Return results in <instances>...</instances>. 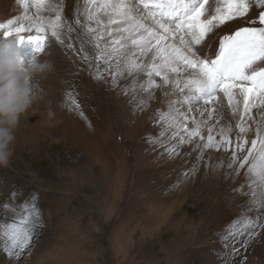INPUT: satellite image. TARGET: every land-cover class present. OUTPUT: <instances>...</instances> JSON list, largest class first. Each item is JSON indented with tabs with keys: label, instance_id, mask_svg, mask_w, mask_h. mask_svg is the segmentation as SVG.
I'll return each instance as SVG.
<instances>
[{
	"label": "rangeland",
	"instance_id": "obj_1",
	"mask_svg": "<svg viewBox=\"0 0 264 264\" xmlns=\"http://www.w3.org/2000/svg\"><path fill=\"white\" fill-rule=\"evenodd\" d=\"M53 2L61 6L65 25L71 24L74 31L68 39L65 27L63 44L49 37L39 54L31 44L16 42L23 59L51 61L54 71L34 76L35 102L15 131L9 166L0 167V224L16 218L4 209L6 203L19 210L35 194L42 226L18 259L3 251L0 236V264H224L222 253L232 247L239 249L232 264H264V229H257L259 236L252 241H247V234L229 239L232 247L227 249L221 242L243 200L232 196L230 188L245 180L244 170L234 183L220 174L218 161L226 171L231 153L209 150L201 161L198 150L185 144L178 155H170L167 149L178 138L170 139L174 129L153 115L175 98L163 95L169 89L146 91V75L129 74L126 61H121L123 75H116L114 84L115 62L109 66L95 61L81 27L87 23L85 0ZM218 2L209 0L206 15L215 13ZM260 11L264 9L253 5L247 17L215 28L196 46L197 54L214 57L220 39L241 27L256 26L251 21L258 23ZM22 12L18 0H0V23ZM100 19L107 23L108 17L101 14ZM145 23L151 25L150 20ZM69 43L73 48L67 47ZM85 54L91 63L82 59ZM150 59L151 54L138 62ZM97 73L103 78L95 79ZM153 79L161 83L160 78ZM69 93L79 110L72 107ZM221 98L224 118L210 124L215 130L231 126L235 140L239 117L231 115L222 94ZM261 116L264 107L253 109L247 120L250 130L242 135L249 141L255 138ZM194 166L185 178L183 174ZM245 242L247 248L242 246Z\"/></svg>",
	"mask_w": 264,
	"mask_h": 264
},
{
	"label": "snow or ice",
	"instance_id": "obj_2",
	"mask_svg": "<svg viewBox=\"0 0 264 264\" xmlns=\"http://www.w3.org/2000/svg\"><path fill=\"white\" fill-rule=\"evenodd\" d=\"M208 2L85 0L87 23L81 27L95 52V61L109 66L115 62L114 84L115 76L123 75L119 71L121 61H126L124 70L129 74L144 72L146 91L167 87L169 91L163 95L175 97L163 109L157 110L159 115L153 114L158 123L174 129L170 139L178 138L177 143L167 149L170 155H178L179 147L185 144L198 150V160L201 161L209 150L230 152L226 171L223 170L225 165L218 161L221 177L230 183H234L244 170L245 180L238 187L231 188V195L243 200L237 205V217L221 237L227 249L232 247L227 243L229 239L247 234V241H252L259 236L257 229H264V116L256 124L255 138L249 141L242 135L250 130L247 120L252 118V110L264 107V11L259 12L258 23L257 20L251 21L256 26L241 27L234 34L224 35L214 57H201L196 46L201 45L215 28L247 17L253 5L264 9V0H219L215 13L210 16L206 15ZM18 3L23 9L22 14L0 23V35L4 38H13L21 44L27 42L36 54L45 50L49 37L63 44L65 27L67 38L71 39L74 28L71 24L65 25L59 4L53 0H18ZM33 8L35 11L29 14ZM101 14L108 17L107 23L100 19ZM146 20H150L151 25L146 24ZM75 23L80 25V19ZM67 47L71 49L73 44L69 43ZM80 51H84L83 42ZM149 54L148 63L138 62L140 57ZM82 59L92 62L87 54ZM153 77L160 78L161 83L157 84ZM94 78L102 79L103 74L97 73ZM221 94L231 115L239 117L235 140L231 137V126L215 130V124L224 118ZM68 95L72 107L79 110L78 102L71 93ZM213 120L215 124H210ZM205 129L206 136L203 134ZM204 166L209 167L207 161ZM194 168L183 174L185 178ZM15 195L13 193V198ZM37 199L32 194L30 201L18 206L19 210L9 203L3 206L16 217L12 222L0 224L3 251L9 257L18 259L31 244L36 228L42 226ZM242 246L247 248L248 242ZM238 251L232 247L231 252L222 253L224 264H232Z\"/></svg>",
	"mask_w": 264,
	"mask_h": 264
},
{
	"label": "clouds",
	"instance_id": "obj_3",
	"mask_svg": "<svg viewBox=\"0 0 264 264\" xmlns=\"http://www.w3.org/2000/svg\"><path fill=\"white\" fill-rule=\"evenodd\" d=\"M54 71L51 61L25 60L13 38L0 39V167H7L14 154L15 131L21 117L33 106V78Z\"/></svg>",
	"mask_w": 264,
	"mask_h": 264
},
{
	"label": "bare ground",
	"instance_id": "obj_4",
	"mask_svg": "<svg viewBox=\"0 0 264 264\" xmlns=\"http://www.w3.org/2000/svg\"><path fill=\"white\" fill-rule=\"evenodd\" d=\"M213 177V176H212ZM215 177V176H214ZM239 183V182H238ZM217 186V185H216ZM239 186V184L238 185H236L235 187H238ZM227 189V188H226ZM231 189V188H230ZM231 192V191H230ZM230 195V194H229ZM231 196V195H230ZM230 199V198H229Z\"/></svg>",
	"mask_w": 264,
	"mask_h": 264
}]
</instances>
